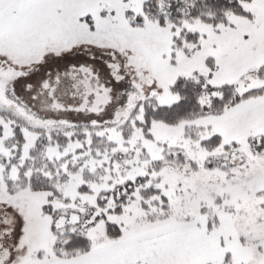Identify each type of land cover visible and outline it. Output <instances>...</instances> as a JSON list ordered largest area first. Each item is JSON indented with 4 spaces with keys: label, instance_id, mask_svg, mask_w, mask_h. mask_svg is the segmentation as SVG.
I'll return each mask as SVG.
<instances>
[{
    "label": "snow or ice",
    "instance_id": "1",
    "mask_svg": "<svg viewBox=\"0 0 264 264\" xmlns=\"http://www.w3.org/2000/svg\"><path fill=\"white\" fill-rule=\"evenodd\" d=\"M0 264H264V0H0Z\"/></svg>",
    "mask_w": 264,
    "mask_h": 264
}]
</instances>
